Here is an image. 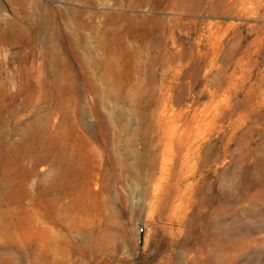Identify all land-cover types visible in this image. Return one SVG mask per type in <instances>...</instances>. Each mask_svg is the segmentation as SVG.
Returning a JSON list of instances; mask_svg holds the SVG:
<instances>
[{
    "label": "rangeland",
    "instance_id": "1",
    "mask_svg": "<svg viewBox=\"0 0 264 264\" xmlns=\"http://www.w3.org/2000/svg\"><path fill=\"white\" fill-rule=\"evenodd\" d=\"M223 10L0 0V264H264V17Z\"/></svg>",
    "mask_w": 264,
    "mask_h": 264
},
{
    "label": "bare ground",
    "instance_id": "2",
    "mask_svg": "<svg viewBox=\"0 0 264 264\" xmlns=\"http://www.w3.org/2000/svg\"><path fill=\"white\" fill-rule=\"evenodd\" d=\"M220 3L222 7L226 9L222 11L224 15L234 16L235 18L264 17V0H220ZM252 27H255V25H253ZM230 28H233V34L237 36V24L232 25L230 23L227 24L226 27H224L223 24L219 21L208 22L207 26L204 29V35L209 40L208 44L209 47L212 48V55L216 54L218 46H221L223 44L224 36ZM165 112L167 113L171 111L169 108H166ZM165 116L166 115H164V112H162L159 118L161 123L164 122ZM175 120L178 121L177 124L179 123L178 117L175 119H171L167 126V129L165 130V140L167 144L166 148L168 150H171L173 147H181L187 140V137L185 135L187 130L183 128L182 131H178L177 125L174 124V122H176ZM169 193L170 192L167 191L166 197L169 196ZM152 197L154 201L159 199L157 192H153Z\"/></svg>",
    "mask_w": 264,
    "mask_h": 264
}]
</instances>
